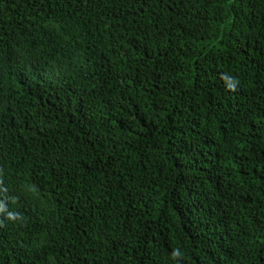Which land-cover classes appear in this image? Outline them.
<instances>
[{
	"label": "trees",
	"instance_id": "trees-1",
	"mask_svg": "<svg viewBox=\"0 0 264 264\" xmlns=\"http://www.w3.org/2000/svg\"><path fill=\"white\" fill-rule=\"evenodd\" d=\"M0 209V264H264V0H0Z\"/></svg>",
	"mask_w": 264,
	"mask_h": 264
},
{
	"label": "clouds",
	"instance_id": "clouds-1",
	"mask_svg": "<svg viewBox=\"0 0 264 264\" xmlns=\"http://www.w3.org/2000/svg\"><path fill=\"white\" fill-rule=\"evenodd\" d=\"M0 210H2V209H0ZM17 218H18V214H16V213H12V212H9V213H8V219L15 221ZM179 255H180L179 250H176V251L173 253V256H174V257H175V256H179Z\"/></svg>",
	"mask_w": 264,
	"mask_h": 264
}]
</instances>
